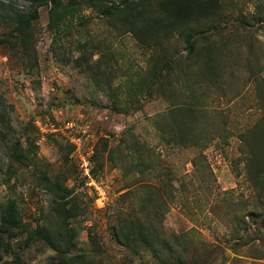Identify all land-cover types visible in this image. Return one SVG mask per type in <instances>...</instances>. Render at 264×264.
<instances>
[{"label": "rangeland", "instance_id": "374dc122", "mask_svg": "<svg viewBox=\"0 0 264 264\" xmlns=\"http://www.w3.org/2000/svg\"><path fill=\"white\" fill-rule=\"evenodd\" d=\"M97 1L52 25L42 6L21 38L29 0H0V223L13 203L27 228L68 231L83 264H264V190L248 183L240 139L264 112V0H221L217 28L192 26L239 56L234 99L235 87L199 84L188 61L166 66L187 53L149 26L162 0H146L136 34L128 0ZM199 94L205 117H190ZM138 225L155 232L158 259L132 237ZM4 237L0 264H58L45 242Z\"/></svg>", "mask_w": 264, "mask_h": 264}, {"label": "trees", "instance_id": "16d2710c", "mask_svg": "<svg viewBox=\"0 0 264 264\" xmlns=\"http://www.w3.org/2000/svg\"><path fill=\"white\" fill-rule=\"evenodd\" d=\"M89 2L90 6H95L97 0H67L66 5H59L58 0H29L30 4V13L25 16H20L15 19V24L20 26L15 30V36H20L24 38V34L28 29L30 23L37 18V11L40 7L45 5H50L49 17L51 19L50 25L54 18H57L58 12H64L70 10L73 7L74 2ZM130 4L126 3V7L131 9L135 13L134 16H130L128 25L129 31L133 34H136L137 27L141 26V19L145 17L147 12L146 0H128ZM161 11L159 16L154 10L149 12V15L155 18V22H151L149 25L151 28L159 31L160 34H165L167 31H170V34H173L176 38L181 39L186 51V57H180V59H172L169 63L167 62L166 66L168 68L179 69L181 67L182 61H188L185 66L194 67L193 70H196L201 73V79L198 80L199 84L202 82H213L217 85H221L224 89L228 88L229 91H232V87L238 89L236 85L241 81L240 77L237 75L238 69L234 66L232 62H238L237 58L234 57L235 53H232V49L227 43H224L219 46L218 40L214 38H205L199 37V33L196 30L192 29L193 25H198L200 27H205L206 29L213 30L217 28V24L220 21L222 14V2L221 0H162L160 3ZM125 14H129L127 11H123ZM74 13L71 14L73 16ZM158 16V17H157ZM260 20L255 19L252 22H258ZM57 24V23H55ZM164 36V35H163ZM191 61V62H190ZM227 62V63H226ZM166 63V62H165ZM196 65V66H195ZM185 66H182V72L185 71ZM226 77L223 79V77ZM255 82L250 81L249 83ZM197 83L196 86H199ZM244 85V82L242 83ZM219 89H221L219 87ZM231 89V90H230ZM222 90V89H221ZM234 94L233 99L240 95L241 89ZM261 92L264 93V87L261 88ZM234 91V90H233ZM202 96L197 95L195 100L193 99V107H188L185 111L188 112L190 117L194 116H203V111H198L201 103ZM225 95H218L217 99L222 100ZM3 103H0V124L5 121V112L2 108ZM207 113V111H206ZM242 145H241V154L246 162V174L248 178V183L250 187L257 193H262L264 190V112L261 117L251 125L249 128L241 134L240 136ZM182 146H187L184 141L179 142ZM192 146V145H191ZM194 146V145H193ZM15 147H13L14 149ZM65 194L68 193L67 190L63 191ZM66 196L62 195L58 198V201L54 204L58 206L62 213L63 217H60L64 222L71 218L73 215L70 211L66 210ZM152 211V210H151ZM149 211V212H151ZM154 215V212L151 213ZM247 216L255 217V213H248ZM64 218V219H63ZM139 241L142 245L152 252L151 255L158 259V253L161 249H157L153 245L154 234L155 232L149 226H136ZM135 229V228H134ZM120 233V232H119ZM256 238L254 241H260L261 232L260 230L256 231ZM7 236L10 239H14L18 236L24 238V244L29 246L33 243L43 241L45 242L56 254V259L58 264H83L85 262V255H71L69 251L72 247V236L69 232L57 229L54 232H51L47 228H36L30 229L23 225L21 222L20 214L13 203L4 207L2 210L1 223H0V262L3 261V256L12 253L11 245L5 243V237ZM116 239L118 238V232L116 233ZM255 243L252 241V244ZM244 246H246L244 244ZM160 258V257H159ZM248 264H260L257 262H251Z\"/></svg>", "mask_w": 264, "mask_h": 264}, {"label": "built area", "instance_id": "2783aa9c", "mask_svg": "<svg viewBox=\"0 0 264 264\" xmlns=\"http://www.w3.org/2000/svg\"><path fill=\"white\" fill-rule=\"evenodd\" d=\"M86 168V165L84 166ZM86 173H87V170L85 169Z\"/></svg>", "mask_w": 264, "mask_h": 264}]
</instances>
